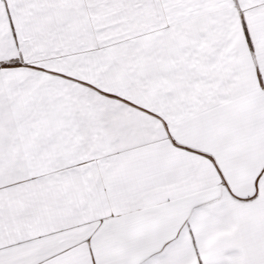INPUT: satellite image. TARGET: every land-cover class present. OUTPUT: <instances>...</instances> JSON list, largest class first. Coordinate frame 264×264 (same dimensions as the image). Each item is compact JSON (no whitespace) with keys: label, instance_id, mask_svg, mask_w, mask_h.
I'll return each instance as SVG.
<instances>
[{"label":"snow or ice","instance_id":"1","mask_svg":"<svg viewBox=\"0 0 264 264\" xmlns=\"http://www.w3.org/2000/svg\"><path fill=\"white\" fill-rule=\"evenodd\" d=\"M0 264H264V0H0Z\"/></svg>","mask_w":264,"mask_h":264}]
</instances>
